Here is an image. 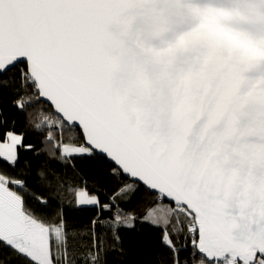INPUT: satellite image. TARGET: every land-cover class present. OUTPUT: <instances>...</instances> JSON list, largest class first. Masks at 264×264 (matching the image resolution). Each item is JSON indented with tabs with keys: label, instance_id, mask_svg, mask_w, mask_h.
<instances>
[{
	"label": "snow or ice",
	"instance_id": "snow-or-ice-1",
	"mask_svg": "<svg viewBox=\"0 0 264 264\" xmlns=\"http://www.w3.org/2000/svg\"><path fill=\"white\" fill-rule=\"evenodd\" d=\"M137 225L136 264H264V0H0V264Z\"/></svg>",
	"mask_w": 264,
	"mask_h": 264
},
{
	"label": "trees",
	"instance_id": "trees-1",
	"mask_svg": "<svg viewBox=\"0 0 264 264\" xmlns=\"http://www.w3.org/2000/svg\"><path fill=\"white\" fill-rule=\"evenodd\" d=\"M36 168L40 167L39 164L35 165ZM122 207L124 205L122 204ZM125 211L131 209L124 207ZM138 231L130 233L125 240V247L128 249L127 259L136 264L137 261L143 260L145 254L154 252L155 247L158 245V235L149 226L137 225Z\"/></svg>",
	"mask_w": 264,
	"mask_h": 264
}]
</instances>
